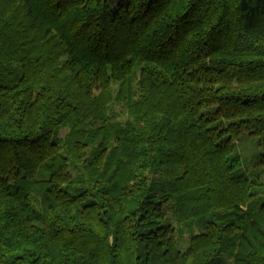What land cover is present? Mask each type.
<instances>
[{"label": "trees", "instance_id": "trees-1", "mask_svg": "<svg viewBox=\"0 0 264 264\" xmlns=\"http://www.w3.org/2000/svg\"><path fill=\"white\" fill-rule=\"evenodd\" d=\"M246 134L264 0H0V264H264Z\"/></svg>", "mask_w": 264, "mask_h": 264}, {"label": "rangeland", "instance_id": "rangeland-1", "mask_svg": "<svg viewBox=\"0 0 264 264\" xmlns=\"http://www.w3.org/2000/svg\"><path fill=\"white\" fill-rule=\"evenodd\" d=\"M65 132L66 129H62L60 134L64 135ZM236 152L241 156V172L262 183L255 186V196L251 202V209L257 211L264 204V150L259 145V137L243 135L238 140Z\"/></svg>", "mask_w": 264, "mask_h": 264}]
</instances>
